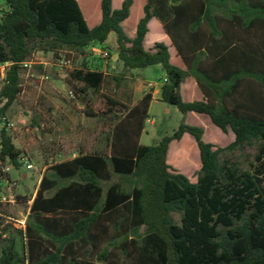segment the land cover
Here are the masks:
<instances>
[{"label": "trees", "instance_id": "1", "mask_svg": "<svg viewBox=\"0 0 264 264\" xmlns=\"http://www.w3.org/2000/svg\"><path fill=\"white\" fill-rule=\"evenodd\" d=\"M1 1L0 62L9 63L1 114L21 92L22 64L37 50L59 59L58 49L70 58L92 45L113 44L121 69L65 68L71 94L99 122L81 129L75 157L41 176L24 227L3 224L0 209V264H95L93 258L106 264H264V0H146L133 37L121 25L132 0L119 8L101 0V18L92 27L77 0ZM151 17L185 69L171 62L164 42L143 47ZM155 64L164 71L160 101L184 115L206 114L234 139L216 146L203 140L200 126L182 120L154 144H141L150 94L129 108L104 89L110 80L118 84L131 70ZM189 75L200 100L181 97ZM184 133L198 148L195 182L166 161L170 142ZM254 143L251 168L219 158ZM168 160L186 171L197 163L191 143ZM7 164L19 168L22 156L1 127L0 183L8 177L2 170Z\"/></svg>", "mask_w": 264, "mask_h": 264}, {"label": "rangeland", "instance_id": "2", "mask_svg": "<svg viewBox=\"0 0 264 264\" xmlns=\"http://www.w3.org/2000/svg\"><path fill=\"white\" fill-rule=\"evenodd\" d=\"M137 11V2L133 8V15ZM87 25L91 26L88 22ZM151 36L153 35L150 34ZM113 33L109 34L110 43ZM151 40L148 38V42ZM159 41V40H158ZM173 48V47H172ZM60 57L68 53L65 49H58ZM113 44L105 47L92 45L84 55L70 53L69 62L60 64L55 54L47 50H37L33 53L27 66L20 71L21 87L17 99L9 105L4 113L10 126L6 127L15 146L20 150L21 156L28 159L32 167L21 165L15 169L7 164L2 170L8 177L0 183V209L3 212V224L10 227H24L29 212L31 200L37 189V182L44 173H49V166L58 161L70 158L77 153V143L80 138L82 126L91 128L99 122L97 117H88L84 114V106L76 96L71 94L72 88L65 83V68L72 69L86 63L91 69H98L106 74H114L120 70L121 64L115 60ZM173 51V50H172ZM106 52V54H104ZM171 62H175L174 59ZM7 67L0 69V77ZM151 82H162L164 75L159 64L138 69ZM134 84L127 80V86ZM113 94L121 91L110 80L104 89ZM91 96V95H89ZM141 144H154L162 135L170 134L183 120L190 125L200 126L203 129L202 138L216 146L228 144L234 137L230 129L227 133L214 126L206 114L188 112L182 114L176 106L161 101L151 103ZM203 119H207L204 122ZM216 127L220 134H216L211 127ZM0 123V129H1ZM215 128V129H216ZM222 133V134H221ZM194 141L193 137L185 133L180 140L171 141L168 147L166 161L171 167L186 175L190 181L195 182L199 164L192 170H184L183 164L173 163L168 156L176 153L184 143ZM258 143L242 145L232 152H223L219 155L222 160L228 158L237 161L241 169L251 168L254 163ZM195 149V148H194ZM196 146L194 157L198 159ZM30 198L29 200H27ZM19 243V242H18ZM20 244V243H19ZM95 264H106L101 260L92 259Z\"/></svg>", "mask_w": 264, "mask_h": 264}, {"label": "crops", "instance_id": "3", "mask_svg": "<svg viewBox=\"0 0 264 264\" xmlns=\"http://www.w3.org/2000/svg\"><path fill=\"white\" fill-rule=\"evenodd\" d=\"M100 1L101 0H77L78 5L80 7V10L82 12V15H83L86 23L88 22L91 25V26L88 25L89 27L94 26L95 24H97L100 21V18H101ZM122 1L123 0H111L112 8H119ZM136 2H137V11L133 15V8H134ZM145 2H146V0H132V3L130 5V9H129V14L121 22V25H122L125 33L129 37H133L135 35L136 24H137L138 20L140 19V17H142V15H143V5L145 4ZM147 28H148V30H147V32L144 36V40H143V47L146 50H150L152 48L154 42H156L158 40L164 42L168 47V52L170 54V60L174 59V61H175L174 64L185 69L184 63L182 62L180 56L177 55L174 47L171 45V42H170L168 36L166 35L165 31L163 30L160 22L155 17H151L147 23ZM152 32H153V35L151 36L150 34H152ZM148 38L151 39V40H149V42H148ZM120 69H121V67H120ZM114 74H116V73H114ZM162 74L164 75L163 69H162ZM127 80H132L134 84H130L129 86H127ZM163 81H164V79L160 83L148 81L145 79V76L142 72H140L138 69H133L129 73H127L118 84L115 82L116 87H118L121 91H119L120 92L119 95H117V93H114V95L118 100L128 104L129 108H131L134 105L138 104L144 95L150 94L151 99L149 101V106L147 109V115H148V111H149L151 103L154 101H160L159 100L160 87H161V84L163 83ZM180 94H181V97L184 101H192V100L202 99V93L199 90L195 79L190 75L186 76L184 78V80L182 81V83L180 84ZM195 113H197V112H195ZM198 114H201V113H198ZM147 120L148 119L146 118L145 122ZM203 120H204V122H207V119H203ZM209 120H210V118H209ZM210 122H211V120H210ZM214 126H216V125H214ZM83 127L84 126H82L80 128V131ZM211 127L213 128V130H215L216 134H220V131H218V129H217L219 127L216 126L217 127L216 128V127H213L212 125H211ZM144 133L148 134V130H146L145 127H144V129H143V131L139 137V142L141 141V137ZM233 139H234V137H233ZM189 143H191V145L193 146V152L195 154V150H196L195 141L191 140ZM75 156H76V154H73L70 158H67V159H71ZM67 159H64V160H61L58 162L65 161ZM58 162H56V163H58ZM197 164L200 165L199 154H198V159H197L196 165ZM41 176H40V179H41ZM40 179H39V181H40ZM39 181L37 182V187H38ZM91 262H93V261H91Z\"/></svg>", "mask_w": 264, "mask_h": 264}, {"label": "built area", "instance_id": "4", "mask_svg": "<svg viewBox=\"0 0 264 264\" xmlns=\"http://www.w3.org/2000/svg\"><path fill=\"white\" fill-rule=\"evenodd\" d=\"M2 13H3V5H2V1L0 0V16L2 15ZM104 54H106V52ZM59 60H60L59 62H60L61 65H65V64H67L69 62V59L66 58L65 56L64 57H60ZM8 64H9L8 62H0V69L4 68V66L7 67ZM22 66L26 67L27 66V62H24L22 64ZM5 71H6V69H5ZM4 77H5V73H3L1 75V77H0V90H1L3 82H4ZM3 103H4L3 100H1V98H0V112H1V109L3 107ZM0 123L2 125L1 127H5V128L10 126V124H11L10 122H8L6 120L5 115L1 114V113H0ZM22 164L25 165L26 168H31L32 167L31 162L28 159H25L24 157H22Z\"/></svg>", "mask_w": 264, "mask_h": 264}, {"label": "water", "instance_id": "5", "mask_svg": "<svg viewBox=\"0 0 264 264\" xmlns=\"http://www.w3.org/2000/svg\"><path fill=\"white\" fill-rule=\"evenodd\" d=\"M114 57H115V60H116L117 59V54L116 53L114 54Z\"/></svg>", "mask_w": 264, "mask_h": 264}]
</instances>
